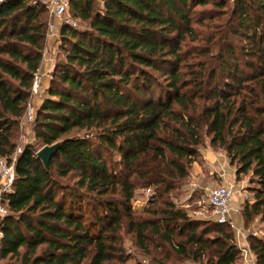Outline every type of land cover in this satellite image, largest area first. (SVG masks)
<instances>
[{
  "label": "trees",
  "instance_id": "16d2710c",
  "mask_svg": "<svg viewBox=\"0 0 264 264\" xmlns=\"http://www.w3.org/2000/svg\"><path fill=\"white\" fill-rule=\"evenodd\" d=\"M42 1L0 0V157L41 65ZM229 2L70 1L86 27H61L64 60L33 120L40 148L58 149L48 168L33 145L16 155L3 264H128L127 235L149 264H240L227 225L200 227L171 198L208 137L256 186L244 224H264V0ZM247 245L264 264V237Z\"/></svg>",
  "mask_w": 264,
  "mask_h": 264
},
{
  "label": "rangeland",
  "instance_id": "374dc122",
  "mask_svg": "<svg viewBox=\"0 0 264 264\" xmlns=\"http://www.w3.org/2000/svg\"><path fill=\"white\" fill-rule=\"evenodd\" d=\"M231 3L232 0H229ZM98 6H101L100 2H97ZM209 8V6H207ZM199 10L200 7H197ZM47 14V13H46ZM226 16H223L221 19H225ZM65 20H70L71 22L67 25H70L77 29H85L86 22H82L75 18L72 15L71 6L66 12V14L61 17H49L47 16V22L53 24V29L51 31L46 32V40L44 43V47L42 50V60L41 65L38 71L36 72L37 76V90H31V96L29 97V103L34 111H37L38 107L41 105L43 100L46 97V87L49 84L51 78H54L55 72L58 70L57 65L62 63L64 60V53L61 50V43L62 38L60 35V29L65 24ZM202 33H204V27L198 28ZM34 122H28L24 118H22L18 125L14 128L13 132L16 136L15 141L17 147H23L24 144L33 145L34 149H39L40 146L35 138V133L33 130ZM209 149V152H214L216 159H211L209 162L204 160L202 156V152ZM204 150V151H203ZM212 150V151H211ZM225 153L221 148H213L209 144V138L205 137L204 146H202L199 150V154L197 155L196 161L193 162L189 166L188 177L184 180V182L179 186L178 190L172 193V200L176 204L177 207H180L184 211H186L188 217L192 220H197L201 223L200 227L208 226L213 227V219L210 216L208 211V207L206 205V188L211 187L213 185L222 184L223 180H229L233 182L234 185V195L239 197V200H242L243 197H248L247 200L251 201L253 199L254 193L251 191L255 186L249 182V175H240L237 176L235 173H232V169L236 170L235 167L231 166L230 168L224 164V159L222 158V154ZM227 158V157H226ZM228 161V158L226 160ZM225 172L223 175V179H219L218 172L222 173ZM62 183L71 182L70 179H63L61 180ZM146 189H138L135 194V198L132 201V209L136 212H141L148 206L149 197L146 194ZM152 192V189H151ZM246 200V201H247ZM234 204V205H233ZM234 207L235 203H231V217L235 227L240 228L237 224L236 219L234 218ZM250 229H254L257 231H262L263 235V228L264 224L261 223L259 220L253 221L250 225H248ZM225 230L231 231L233 234L234 243L239 248V241L237 240L235 231L231 228L224 227ZM130 235L125 236L124 239V249L126 254L130 256L128 260V264H149V261L146 257H144L132 244ZM242 244V243H241ZM240 249V248H239ZM241 251V258L240 264H246L245 262V253ZM254 259V258H253ZM255 260V259H254ZM6 259H0V264L6 263ZM181 264H198L192 263L190 261H184ZM204 264V263H201ZM253 264V263H250Z\"/></svg>",
  "mask_w": 264,
  "mask_h": 264
},
{
  "label": "built area",
  "instance_id": "2783aa9c",
  "mask_svg": "<svg viewBox=\"0 0 264 264\" xmlns=\"http://www.w3.org/2000/svg\"><path fill=\"white\" fill-rule=\"evenodd\" d=\"M71 0H43L42 5L44 6L47 16L49 17H63L70 5ZM64 23L72 24L70 20H65ZM53 29V24H47V30L51 31ZM37 76L35 74L32 90L37 89ZM35 113L30 105L27 103L26 111L24 114V119L28 122L34 120ZM20 152V147H17L15 152L9 157H0V216L6 213V200L5 196L7 193L12 191L13 182L16 176L14 162L16 155ZM223 178V175H221ZM151 189H146L147 196L151 195ZM234 197V185L233 182L229 180H223L222 184H216L215 186H211L206 188V205L208 207V211L213 221L217 224L227 225L229 228L235 231L237 240L240 245L239 248L245 254V262L252 263L254 262V256L251 254L248 246H243L241 243H247V239L249 237L254 236H262L264 237L262 231H257L254 229H250V227L245 228H237L235 227L232 217H231V203ZM1 238V232H0ZM254 258V259H253Z\"/></svg>",
  "mask_w": 264,
  "mask_h": 264
},
{
  "label": "crops",
  "instance_id": "0c3cea01",
  "mask_svg": "<svg viewBox=\"0 0 264 264\" xmlns=\"http://www.w3.org/2000/svg\"><path fill=\"white\" fill-rule=\"evenodd\" d=\"M37 90V89H36ZM209 149H206V151H204V152H202V156H203V158H204V160H207L208 162L210 161V160H213V159H216L217 160V158H216V156H215V154H214V152L212 153V152H209L208 151ZM212 151V150H211ZM222 158L224 159V164L223 165H227V167H229L230 165H229V162H227L226 160H227V158H226V155H225V153H223L222 154ZM211 157H213V159H211ZM230 168V167H229ZM224 170H222V173H220V172H218V174H219V179H223L222 177H221V175H225L224 173L225 172H223ZM232 171V173L234 174L235 173V170L234 169H232L231 170ZM218 184V183H217ZM213 186H215V185H213ZM239 197H237L236 195H234V197H233V201H232V203H235V207H234V212H235V214H234V218L236 219V221H237V224L239 225V227L240 228H245V227H248V226H246L245 224H244V220H243V217H242V209H243V206H244V204H245V202H246V200H247V198L248 197H243V199L242 200H239L238 199ZM234 205V204H233ZM242 245L243 246H248L247 245V243H242ZM252 254V253H251ZM253 264H255V260H254V262H252ZM246 264H250V263H246Z\"/></svg>",
  "mask_w": 264,
  "mask_h": 264
},
{
  "label": "water",
  "instance_id": "95a60500",
  "mask_svg": "<svg viewBox=\"0 0 264 264\" xmlns=\"http://www.w3.org/2000/svg\"><path fill=\"white\" fill-rule=\"evenodd\" d=\"M58 149V143L41 147L37 156L41 159L45 168H48L51 157L56 153Z\"/></svg>",
  "mask_w": 264,
  "mask_h": 264
}]
</instances>
